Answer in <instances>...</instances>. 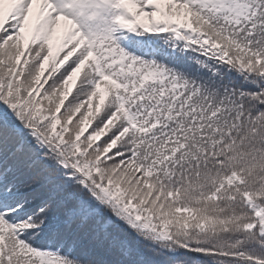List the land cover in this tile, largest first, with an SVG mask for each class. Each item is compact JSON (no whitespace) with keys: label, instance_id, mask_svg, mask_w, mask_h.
<instances>
[{"label":"snow or ice","instance_id":"snow-or-ice-1","mask_svg":"<svg viewBox=\"0 0 264 264\" xmlns=\"http://www.w3.org/2000/svg\"><path fill=\"white\" fill-rule=\"evenodd\" d=\"M0 264H264V0H0Z\"/></svg>","mask_w":264,"mask_h":264}]
</instances>
